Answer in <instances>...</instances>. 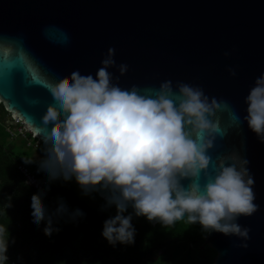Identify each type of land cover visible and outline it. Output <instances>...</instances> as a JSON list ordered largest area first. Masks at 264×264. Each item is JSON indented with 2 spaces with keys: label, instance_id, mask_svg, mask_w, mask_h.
<instances>
[{
  "label": "water",
  "instance_id": "water-1",
  "mask_svg": "<svg viewBox=\"0 0 264 264\" xmlns=\"http://www.w3.org/2000/svg\"><path fill=\"white\" fill-rule=\"evenodd\" d=\"M109 48L113 84H188L226 101L239 117L233 124L229 112L217 113L225 134L209 150V171L234 152L247 159L258 210L238 218L248 240L212 231L204 247L217 253L214 264H264V142L244 119L246 97L264 74V0H0V101L12 123L21 120L44 144L42 117L54 103L48 86L77 70L95 77ZM121 64L128 66L124 75ZM91 191L106 202L111 194Z\"/></svg>",
  "mask_w": 264,
  "mask_h": 264
},
{
  "label": "clouds",
  "instance_id": "clouds-1",
  "mask_svg": "<svg viewBox=\"0 0 264 264\" xmlns=\"http://www.w3.org/2000/svg\"><path fill=\"white\" fill-rule=\"evenodd\" d=\"M114 56L115 49L109 48L95 77L77 70L48 86L54 103L42 117L47 147L40 170L53 180L74 176L86 194L97 187L111 193L107 204L115 205L117 214L105 221L103 229L110 244L134 243L133 217L124 215L129 205L137 217L150 222L167 227L181 220L198 222L205 232L248 240L250 230L237 221L258 210L249 161L234 152L218 160L214 174L209 171V150L225 134L217 113L229 112L233 124L239 117L226 101L210 99L203 89L184 83L177 85L178 90L171 81L159 89H123L112 83L108 71L116 67ZM127 70L126 64L119 65L121 75ZM245 103L244 119L264 142V74L256 79ZM31 201L33 222L47 219L45 234L51 236L52 218L46 215L41 194ZM66 211L61 204L57 214ZM76 215L82 213L77 210ZM2 258L7 260L6 255Z\"/></svg>",
  "mask_w": 264,
  "mask_h": 264
},
{
  "label": "trees",
  "instance_id": "trees-1",
  "mask_svg": "<svg viewBox=\"0 0 264 264\" xmlns=\"http://www.w3.org/2000/svg\"><path fill=\"white\" fill-rule=\"evenodd\" d=\"M7 114L0 104V249H6L0 253L9 255L15 264H214L217 253L208 245L204 247L208 232L198 222L197 231H192L187 221L171 227L154 226L146 217L127 210L124 215L133 217L134 243L110 244L103 229L110 217L108 208L114 205L101 199L104 207L95 206L91 199L79 198L75 186L62 176L50 179L34 157L47 146L31 133L14 138L11 132L19 125L12 123V117L6 118ZM30 158L33 162L25 163ZM19 165L47 180L50 196L41 199L46 215L52 218L51 236L45 234L47 219L33 222L31 198L39 192L26 184ZM61 204L67 211L57 214ZM77 210L82 215H76ZM0 264L12 262L0 260Z\"/></svg>",
  "mask_w": 264,
  "mask_h": 264
},
{
  "label": "built area",
  "instance_id": "built-area-1",
  "mask_svg": "<svg viewBox=\"0 0 264 264\" xmlns=\"http://www.w3.org/2000/svg\"><path fill=\"white\" fill-rule=\"evenodd\" d=\"M17 124L19 126H17V128L11 132V135L14 138L22 137L23 135V138H25L29 133L25 131L26 125L21 120H18ZM18 168L24 173L27 185L34 187L42 197L48 198L50 196V191L47 188V180L37 178L35 174H33L27 167L23 165H19ZM5 255L7 257V260H4L2 258ZM0 260H3L4 262H12V264H15V262L12 261L11 257L4 253H0Z\"/></svg>",
  "mask_w": 264,
  "mask_h": 264
},
{
  "label": "rangeland",
  "instance_id": "rangeland-1",
  "mask_svg": "<svg viewBox=\"0 0 264 264\" xmlns=\"http://www.w3.org/2000/svg\"><path fill=\"white\" fill-rule=\"evenodd\" d=\"M0 104H1V101H0ZM12 116L10 114H7L6 118H11ZM18 122V121H16ZM25 131L26 132H29L30 133V130L27 128V126H25ZM24 136L22 135L21 138H23ZM18 144H20L18 142ZM39 146V144H37L35 146V150L37 151V147ZM34 157H36L38 160L42 161L44 159H46V151L42 152V153H39V154H34ZM67 182L69 183V185L73 184L75 186V189L78 193V196L79 198H86V199H91L90 201L92 202L93 205L95 206H98V207H104L102 206L101 204H105V202H103V200H101V198H98L97 195L92 192V191H89L87 194L85 193L84 189H82V187L80 185H77L75 182H76V179L75 177L73 176L71 179L67 180ZM99 203V204H98ZM130 211V210H128ZM108 213H109V219L110 218H114L115 215L117 214V209H116V206H112L110 208H108ZM191 228H192V231H197L200 226L198 223H192L191 224Z\"/></svg>",
  "mask_w": 264,
  "mask_h": 264
},
{
  "label": "flooded vegetation",
  "instance_id": "flooded-vegetation-1",
  "mask_svg": "<svg viewBox=\"0 0 264 264\" xmlns=\"http://www.w3.org/2000/svg\"><path fill=\"white\" fill-rule=\"evenodd\" d=\"M93 192V191H92ZM97 194V193H96Z\"/></svg>",
  "mask_w": 264,
  "mask_h": 264
}]
</instances>
